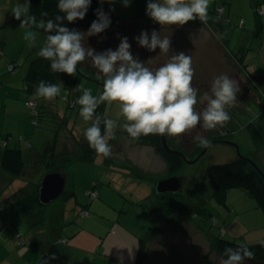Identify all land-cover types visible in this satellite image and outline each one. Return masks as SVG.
Returning <instances> with one entry per match:
<instances>
[{
  "label": "rangeland",
  "instance_id": "1",
  "mask_svg": "<svg viewBox=\"0 0 264 264\" xmlns=\"http://www.w3.org/2000/svg\"><path fill=\"white\" fill-rule=\"evenodd\" d=\"M16 1L23 2L22 0H0V22L11 15ZM218 3L221 8L219 11H222L225 3L220 0ZM103 7L107 11L110 6L105 3ZM114 7L115 11L111 13V16L116 17L117 24L112 23L105 33L88 37L86 32L90 24L89 26L84 25L83 43L85 47L90 46L97 51L115 49L120 42L119 37L127 36L132 44L133 55L139 56L140 60L146 62V66L152 69L166 63L171 54L184 51L191 56L195 69L192 86L200 92L201 101L197 106L200 111L206 107L203 93L209 91L216 76L227 74L240 86L234 106H226L231 116L229 121L211 130H205L198 123L195 128L178 136L165 134L170 144L184 150L187 158L192 160L197 156L196 152L193 153L198 146V143L193 140L197 133L204 137L223 134L225 140L239 145L242 155L252 154L251 152L257 148L258 144L252 138L246 124L253 120L264 129V98L261 104L257 102V95H263L257 91V86L262 85L264 92V79L250 78L253 83L252 87L249 78L244 76L243 70L246 67L238 62L237 58L232 55L233 53L230 54V47L226 45V41L223 42L225 38H237L238 30L227 36V33L221 32L220 26L212 23L213 21L220 23L223 29L231 30L229 23L217 19L219 17L222 20V14L218 13V8L208 13L206 21H189L184 26H161L153 21L138 23L139 20L136 17L147 15L146 12H139V9L135 8L133 0L128 8L123 7L121 3L115 4ZM241 17L245 18V15H236L237 19ZM238 27L241 26L236 25V28ZM152 29L161 31L162 36L170 37L172 42L170 53H160L159 48L155 52H149L135 43L134 38L142 30L150 32ZM32 30V28H20V21L15 17L0 24V73L4 74L0 75V85H2L0 87V114L5 103L21 110L26 106L28 117L24 120L32 123L28 128V134L25 135L19 126V123L24 124V120L7 122V125L22 134L21 140L25 136L33 139V144L41 151L58 135V147H65V151L69 152L65 154V158L67 156L73 158L70 162L63 164V157L58 156L55 162L65 167L69 180L68 189L74 190L75 197L68 199L60 197L49 205L40 206L43 210V221L38 227L31 228L32 231L41 228L44 233L56 230L57 232L62 231V235L65 234V238L69 240L62 247L65 250V264H72L77 259L82 264H135L140 240L143 238L147 239L146 264H222L224 258L212 247V240L216 236L232 239L240 244H258L264 241V214L252 196L241 188L230 189L226 192L227 199L222 202L212 194L207 167L213 163L233 160L239 155L236 148L225 143V140L214 141L204 147L207 148L206 152L196 162L185 163L175 172H166L165 161L161 157L156 158L152 148L141 145L139 137L132 138L128 135L123 127L126 121L120 113L119 103L107 102V117L118 122L113 130L115 138L109 140L112 147L111 155L109 157L98 155L94 163L76 161L74 153L80 152V145L77 142L76 145L74 140L79 139L92 123V121H84L80 116V105L76 103L78 98L72 95L68 87L78 71L73 76L56 73L58 85L61 86L59 96L48 100L33 94L39 99L44 111L42 117H33L23 96L25 95L22 91L24 74L31 58L36 56L39 47H42L46 41L47 33ZM248 30L251 29L248 28ZM26 32H32L35 35L36 47H30L29 42L24 39ZM255 38L257 46L252 45L249 48L259 50L258 42L261 39L259 36ZM10 62H13V68ZM257 62L253 60L250 65L261 66L262 63ZM81 63L77 67L84 74L82 75L84 87L90 89L94 96H99L103 85L95 78V80L89 79L90 76L85 72L93 70L101 76L103 74L92 65L90 59ZM245 63L247 64V61ZM70 100L75 101V105L70 106ZM257 115L261 118L255 119ZM34 119L37 123H34ZM231 130L233 133L230 135ZM31 149L28 148V150ZM255 160L258 166L264 167V145L258 147ZM25 162L26 175H23L22 179L25 180L27 186L31 181L34 182L33 177L38 170L49 169L42 165L34 167V161L27 157H25ZM39 173L38 171L36 174V180ZM183 173L187 179L181 194L177 196V201H179L177 208L181 209V203L187 205L181 214L177 212V214H170L169 224L164 226V220H160L161 217L157 215L155 207L160 203V208H166L167 202H162L161 194L156 192V182L172 174L181 175ZM95 183H97L96 189L100 195L95 200H91L88 190ZM23 186L26 185L23 184ZM84 208L89 210L90 215L81 214ZM188 214L201 217L202 223H207V227L202 228L197 224L195 228L201 229L194 234L193 232L186 233L185 230L181 232L182 229L179 231L178 217L180 216L182 222L185 223L189 220ZM238 220L246 221L245 223L248 224L244 225L240 232L242 235L239 236L231 232L233 222H238ZM222 228L229 231L224 233ZM152 235L156 237L152 238ZM245 264L264 263L245 262Z\"/></svg>",
  "mask_w": 264,
  "mask_h": 264
},
{
  "label": "clouds",
  "instance_id": "2",
  "mask_svg": "<svg viewBox=\"0 0 264 264\" xmlns=\"http://www.w3.org/2000/svg\"><path fill=\"white\" fill-rule=\"evenodd\" d=\"M93 0H57L58 14L49 18L47 12L41 13L37 20L35 14L29 15L31 0L18 3L11 14L20 21V28H31L39 23V27L47 33L46 41L39 47V57L50 62L53 73H66L73 76L77 65L90 59L92 65L103 74V92L94 96L90 89L82 83L75 91L80 92L76 103L80 105L79 114L84 121H92L84 131V138L89 148L97 155L109 157L112 147L110 139H114L113 130L118 122L100 113L98 107L105 103L118 102L120 113L126 123L123 125L128 135L137 138L149 134H169L178 136L195 128L198 123L205 130L217 128L231 119L226 106H234L240 86L227 74L216 76L209 91L203 93L206 107L197 109L201 96L193 87L195 69L192 58L184 51L173 53L163 65L152 69L146 62L134 56L132 44L127 36L119 37L115 49L103 51L85 47L84 33L77 28H69L68 24L83 21L88 14ZM100 7L95 9V20L87 30L88 37L105 33L112 25L111 13L114 5L121 3L123 7L131 6V0H98ZM110 7L105 11L103 5ZM210 0H147L146 15L161 26H184L189 21H206ZM24 39L30 47L37 46L32 32H26ZM135 43L149 52L170 53L171 39L162 36L161 31L142 30L135 38ZM38 97L51 100L61 94V86L46 79H40L34 89ZM210 93V94H209ZM31 106V102H29ZM194 142L208 146L210 141L197 133ZM226 257L222 264H245L246 260L254 259V252L247 246H226L223 250ZM55 253L41 257L40 264H51L57 260Z\"/></svg>",
  "mask_w": 264,
  "mask_h": 264
},
{
  "label": "crops",
  "instance_id": "3",
  "mask_svg": "<svg viewBox=\"0 0 264 264\" xmlns=\"http://www.w3.org/2000/svg\"><path fill=\"white\" fill-rule=\"evenodd\" d=\"M23 1V0H22ZM223 1L225 4L222 7L223 10L219 11L221 9L219 7L218 0H210V5H209V12H213L215 9L218 8V13L221 15L222 14V20L217 18L220 21L227 22L230 24L231 30L228 29H223L224 27L221 26L220 23L217 22H212L213 24H216L220 26L221 32L223 34L227 33V36L230 34L235 33L238 30V33H236L237 38H225L223 39V42L226 41V45H228L231 49L232 55L235 56L238 60V62L242 61L241 63H245L247 61V64H244L245 70H243L244 76L249 78V81L251 82V85L253 87V83L250 78L253 79H264V14L260 12L261 7H264V0H220ZM135 8L139 9V12L145 13L146 12V4L147 0H133ZM19 2H15L13 5L12 9L18 4ZM227 5V6H225ZM12 12V10H11ZM237 14H244V17L241 18H236ZM232 15H235V17H232ZM209 16V15H208ZM14 17L12 14L9 17L3 18L2 22L3 23L5 20ZM114 17V16H113ZM139 22L138 23H144V22H151L152 20L148 16H143V17H136ZM224 19V20H223ZM234 21V23H233ZM240 22V23H238ZM92 23V22H91ZM91 23H87V26ZM117 24V22H116ZM236 25H240L241 27L236 28ZM118 26V25H117ZM116 26V27H117ZM147 25H145L146 27ZM139 27V26H138ZM148 27V26H147ZM34 31H37L39 33L44 32L43 29H41L39 26L33 25L31 27ZM251 29V30H248ZM31 30V29H30ZM254 30V32H252ZM230 33V34H229ZM259 36L261 41H259V50H256L255 48L251 49L249 46H257L255 45V37ZM234 37V36H232ZM243 49V50H242ZM1 56V55H0ZM38 56V52L36 54ZM255 60V62L259 61L261 66L255 65H250V62ZM258 63V62H257ZM256 63V64H257ZM13 68V62L9 63ZM242 65V64H241ZM79 68V67H78ZM80 69V68H79ZM4 75L3 73H0V75ZM257 84V83H256ZM258 85V84H257ZM2 85H0L1 87ZM264 86V84H263ZM259 93H263V95H257V102L261 104V101L264 98V92L262 91L263 87L262 85L257 86ZM25 95L24 99L27 100L29 98L32 99H37L38 102L40 103L39 99L37 97H34V95H30L26 90H25V81H24V89L22 90ZM26 92V93H25ZM70 103V101H69ZM258 103V104H259ZM41 104V103H40ZM260 104L258 106H260ZM25 106V105H24ZM73 106V105H72ZM26 107V106H25ZM23 108L22 110L20 108H17L15 106H11L8 103H5L2 108V113L0 114V161L3 156V152L5 148L11 147V148H20L24 152V157H27L31 160H33V166L38 167L39 165H42L43 167L46 168V164L51 161L52 157L49 155H45V150L47 146L41 151L39 150L34 144H33V139L31 140L28 137H24L22 140L20 136L22 134H19L17 130L10 125H7V122L11 121H19V120H24L27 119L28 117V110L26 108ZM40 112H41V117L43 116V110L40 106ZM263 115V114H262ZM40 117V116H39ZM261 118V116H258L255 119ZM31 121L24 120V124H20L19 126L22 128L24 131L25 135L28 134V128L30 126ZM21 131V130H19ZM18 133V134H17ZM82 135V134H81ZM81 135L79 139L81 138ZM19 137V138H18ZM22 137V136H21ZM56 138V137H55ZM54 138V139H55ZM76 138L74 140L75 144H79L80 140ZM54 141V140H53ZM52 141V143H53ZM77 142V143H76ZM37 143V141H36ZM51 143V144H52ZM58 136L56 140V146H55V153L56 156L54 160L56 161V158L58 156H62L64 158V154H68L69 152L66 150L65 147L59 148L58 147ZM140 143V142H139ZM49 144V145H51ZM141 145L142 144L140 143ZM150 148H152L155 152V157L159 158L161 157L155 150V148L151 145H147ZM32 148L31 150H28V148ZM81 151V149H80ZM26 152V153H25ZM75 156H77L78 153H74ZM162 158V157H161ZM163 159V158H162ZM164 160V159H163ZM165 161V160H164ZM63 163V160H62ZM166 163V161H165ZM26 164V162H25ZM48 168V167H47ZM41 168L38 170L40 174L44 172L46 169ZM43 170V171H42ZM37 171V173H38ZM42 171V172H41ZM166 172H170L169 167L166 163ZM35 173L34 177L35 180L34 182L31 181L30 185L27 186L25 183V180L21 177L15 178L11 176L7 171H5L1 166H0V209L4 208L8 204L14 202L17 198H19L22 194L28 193V192H36V187H37V180H36V174ZM25 184L26 186H23ZM97 183L93 185L92 188L88 190V193L90 191H97L98 196L92 198L91 200H95L96 198L99 197L100 192L96 189ZM227 199V197H226ZM160 203L158 204L157 207H155L156 210L160 209ZM88 208V207H87ZM81 211L82 215H86L85 212L87 211L88 214L90 215V212L88 209L84 208ZM189 211V210H188ZM182 213V211L178 212ZM172 215V213H170ZM169 215H158L160 220H164L163 225L166 226L169 224L168 216ZM177 214V213H175ZM173 214V215H175ZM189 220L186 221L185 223L182 222L181 217L179 216V221L180 224L178 226V230L181 232H184V230L187 232H193L196 233L199 229H196L195 226L198 224L201 227H207V223L204 224L202 223V218L194 214L193 216L191 214H188ZM30 216L27 214L19 215L16 217H9L7 218L3 214H0V264H38L39 259L41 256L48 250V248L53 244V243H60L61 247H63L64 243L69 242L68 238H65V234L62 235V231H52L48 233H44L41 228L39 230H31V228L38 227L40 224H33L31 219L29 218ZM229 219V217L227 218ZM245 221V220H243ZM246 222V221H245ZM245 222H242L238 220V222L234 221L233 226L231 228V232L233 235H242V230L244 228V225L247 226ZM232 223V222H231ZM194 224V225H193ZM29 229V230H28ZM223 232L227 233L229 230H226L222 228ZM16 233H19L20 236L18 237ZM158 235V234H157ZM156 237L152 235V238ZM63 250V248H62ZM64 254V264H65V250H63ZM147 244H146V249H145V261L144 264L147 263ZM137 263V254H136V262ZM72 264H82L79 259L77 261H73ZM133 264V263H132Z\"/></svg>",
  "mask_w": 264,
  "mask_h": 264
},
{
  "label": "trees",
  "instance_id": "4",
  "mask_svg": "<svg viewBox=\"0 0 264 264\" xmlns=\"http://www.w3.org/2000/svg\"><path fill=\"white\" fill-rule=\"evenodd\" d=\"M98 7H99L98 0H93L92 6L83 21L78 20L72 24H68L67 22H65L66 25L69 28H77L80 31H83L84 25L96 19L94 15V11ZM42 12H47L49 18H54V16L58 14L57 0H31V8L29 10V15L35 14L37 16V20H39L42 18L41 17ZM111 19H112V23L116 24V17L111 16ZM35 26H39V23L35 24ZM241 62L239 61V63L242 64V66L244 67V63ZM86 68L88 69V67ZM85 73L88 74L90 77L95 78L98 82L103 83V79L98 80L97 76L99 74L95 73L93 70H89L88 72ZM40 79H46L52 83L58 84L56 73H53L50 70V62L39 57L38 55L31 58L28 68L24 74L25 90L30 95L34 94V89L36 85L39 83ZM82 82H83L82 75L77 73L74 79L72 80V82L70 83V85L68 86L71 89L72 95L76 98H78L81 95V93L75 91V88L78 84ZM102 92H103V88L101 93ZM71 101L73 100H70L69 103L70 106H72ZM40 105L41 104L38 102L39 108ZM106 106H107V102L101 104L98 107V111L100 113H106ZM39 116L41 117L40 109H39ZM246 127L249 130L252 138L255 140L256 144H258L257 148L251 152L252 154L247 156H249L256 162L255 153L258 147L264 145V129L260 128V126H258V124L253 120L249 121L246 124ZM232 133L233 130L229 131L230 135ZM57 136L58 135H56V138L54 139L53 143L51 145H48L45 150V155H49L52 157L51 161H49L46 164V167L50 169L57 166L54 160L57 154L55 153ZM223 137H224L223 134L206 136V138L210 141L209 144H211L214 141H224L225 139ZM139 138L142 144L151 145L155 148L156 152L166 161L170 172H175L179 170L185 164L183 158L180 155L167 152L166 150L163 149L161 134H149L148 136L141 135L139 136ZM166 140L168 141L167 138ZM79 142H80L79 145L81 151L79 152L80 154H77V156L74 157V159L82 163H94L98 155L95 153L94 150L89 148L88 142L84 138V133H82ZM168 144L172 148L178 149L186 155L184 150H181L177 147H173L169 141ZM204 147L205 146H201L198 144L196 150L193 153L196 152L195 154L198 155L204 149ZM72 159L73 158L70 156H67L65 158V154H64L63 164L65 162L66 163L70 162ZM0 166L5 171H7L11 176L15 178H19V177L22 178L23 175H26L25 174L26 164H25V157L23 150L17 147L5 148L2 159L0 161ZM259 167L264 172V167L262 166ZM206 171L211 180L212 194L216 196L220 201L225 202L226 192L228 190L241 188L256 200L257 206L263 211L264 214V179L260 176V174L247 160L237 157L233 160H229L224 163H213L207 167ZM161 196H162V202L164 203L167 202L166 203L167 207L156 210L157 215H169L170 213H176V212L178 213L182 211L183 208L186 207L187 205L181 203L180 204L182 205L181 209L177 208V203L179 202L177 201L178 199L177 196L179 195H173L169 193ZM73 197H75V192L72 189L64 193L62 196V198L64 199L73 198ZM40 206L42 205L38 202L37 192H28L22 194L14 202L8 204L4 208H1L0 214H3L7 218L27 214L30 216L29 218L31 219L33 224H40L43 221V215H42L43 210L40 209ZM212 242H213L212 243L213 249H215L217 253L220 254L224 259H226V257H224L223 255V250L226 246L237 247L240 245H244L247 246L250 250H252L255 254L254 259L246 260L245 262L264 263V241L258 244H240L232 239L229 240V239H224L220 236H216L212 240ZM146 244H147V239L143 238L140 240V244L137 252L136 264H144ZM51 253H55L58 257V259L52 261L51 264H64V254L60 243L59 244L56 242L53 243L41 257L46 259L47 255ZM40 260L41 258L39 259L38 264H40Z\"/></svg>",
  "mask_w": 264,
  "mask_h": 264
},
{
  "label": "water",
  "instance_id": "5",
  "mask_svg": "<svg viewBox=\"0 0 264 264\" xmlns=\"http://www.w3.org/2000/svg\"><path fill=\"white\" fill-rule=\"evenodd\" d=\"M77 71L78 74L84 75L83 72L78 67H77ZM88 78L91 80H95L92 77H88ZM101 85H103V83H101ZM224 142L233 145L239 153L238 157L243 158L247 160L249 163H251V165L255 168V170L264 179L263 170L258 166V164L252 158H250L247 155L241 154L239 150L240 149L239 145H237L236 143L230 140H225ZM162 147L167 152L180 155L185 163L196 162L207 150V148H204L194 159L189 160L182 151L178 149H174L171 146H169L165 134H162ZM186 179L187 177L185 176V173L181 175L172 174L168 177L161 178L160 180H158L155 185V190L158 194L161 195L169 194V193L173 195H180ZM68 184H69L68 174L64 166L57 165L54 168L46 169L44 172L40 174L37 180L36 192L38 194V202L42 206L51 204L54 200L62 197L64 193L69 191Z\"/></svg>",
  "mask_w": 264,
  "mask_h": 264
},
{
  "label": "built area",
  "instance_id": "6",
  "mask_svg": "<svg viewBox=\"0 0 264 264\" xmlns=\"http://www.w3.org/2000/svg\"><path fill=\"white\" fill-rule=\"evenodd\" d=\"M260 12H262L264 14V7H261ZM12 67V66H11ZM29 102H31V106H29ZM75 101H71V105H75L74 104ZM25 104L30 108L31 110V114L33 117L38 116L39 117V106H38V102L35 99L29 98L25 101ZM34 123H37V120H33ZM89 195L94 198L96 196H98V192L97 191H90ZM88 212L86 211L85 214H87ZM16 235L19 237L20 234L16 233Z\"/></svg>",
  "mask_w": 264,
  "mask_h": 264
}]
</instances>
